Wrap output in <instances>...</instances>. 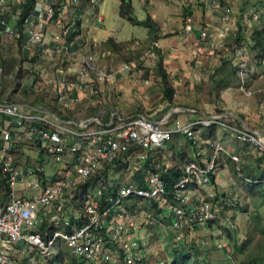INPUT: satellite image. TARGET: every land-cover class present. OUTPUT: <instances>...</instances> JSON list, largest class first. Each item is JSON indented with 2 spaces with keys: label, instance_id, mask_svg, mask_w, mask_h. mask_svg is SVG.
I'll return each instance as SVG.
<instances>
[{
  "label": "built area",
  "instance_id": "obj_1",
  "mask_svg": "<svg viewBox=\"0 0 264 264\" xmlns=\"http://www.w3.org/2000/svg\"><path fill=\"white\" fill-rule=\"evenodd\" d=\"M99 1L70 0L67 7L62 0H35L31 20L28 18L32 21L29 40L40 45L44 53H52L45 38L46 26L55 25L60 32L63 30L51 18L53 11L57 10L61 18L73 13L78 5L92 7ZM216 2L209 0L208 4L221 11L223 21H228L229 11ZM69 20L76 30L71 33L77 32L82 22L71 17ZM185 30L190 31L191 27L186 25ZM6 33H11V29ZM59 34L54 39L65 50L61 65L72 77H65L63 82L47 79L45 82L51 88L40 84L55 92L57 104L67 109L72 91L84 86L90 89L91 96L99 95L103 88L112 85L113 75L97 66L99 56L91 52L97 42L91 40L89 50L71 53L63 47L69 33L63 38ZM73 40L76 46L87 49L88 44L81 42L80 35L70 37ZM173 112L154 119L143 114L120 116L110 110L103 123L98 118L74 120L67 114H20L18 106L1 98L0 160L12 159L13 155L18 159L0 164L1 175L10 187L9 199L0 203V264H57L66 257L74 264H148L137 254L148 245H156L159 228L172 229V236H168L175 244L186 234L219 219L217 149H223L222 155L229 153L218 140L196 129L192 118L178 125L172 120ZM210 115L206 121L214 122L211 127L231 129L228 137L232 142L264 153V131L256 132L259 130L244 125L234 128L221 115ZM5 117L16 118V125L11 127L12 121ZM180 136L189 141L194 155L200 159L170 166L169 160H174L168 158L169 146ZM22 148L29 154V165L24 163L26 153L20 154ZM228 156L239 166L240 159ZM35 158L41 162L37 163ZM168 167L174 172L170 178L161 172V168L165 171ZM138 172L141 179L137 185L126 180ZM25 179L29 184L22 182ZM55 237L58 239L51 245ZM192 256L191 253L190 258H180L182 261L175 264H201Z\"/></svg>",
  "mask_w": 264,
  "mask_h": 264
},
{
  "label": "rangeland",
  "instance_id": "obj_2",
  "mask_svg": "<svg viewBox=\"0 0 264 264\" xmlns=\"http://www.w3.org/2000/svg\"><path fill=\"white\" fill-rule=\"evenodd\" d=\"M106 1L103 8L101 7L105 16L104 27L101 30L112 32L111 35L114 34L116 37L102 41L93 52L95 55L96 52H107L106 55L99 56L97 66L100 70L107 69L111 72L113 82L110 87L103 88L96 99L102 104L83 103L73 106L75 114L82 116V119L98 118L104 123L105 112L110 110H114L120 116L143 114L154 119H161L166 113L174 111L172 117L174 122L178 125L185 124L188 118H192L193 126L207 137L214 122H207L206 118L212 114L210 116L221 115L223 120H229V125L234 128L241 129L244 125L259 130L256 132L264 131V60L257 57L258 53L253 49L255 43L250 41L255 31L264 28V0H216V4L220 3L233 17L232 37L214 50L208 48L201 59L190 53L185 59V65L178 67L164 66L163 56L156 46L157 41L151 44L145 28L133 26L119 17L120 0ZM198 2L199 0H132V6L137 19L144 20L151 13L156 15L158 23L161 26L164 24L163 32L166 34L163 38H168L181 31L182 25L186 29V23L183 22L185 14L193 10L201 12ZM62 3L67 7L71 4L70 0H62ZM208 7L215 8L210 5ZM15 14L21 17L22 10L16 9ZM7 15L9 17L11 14ZM6 21L7 19L1 21L2 32H7ZM26 28L25 33L23 30L21 33L28 42H23L22 47L24 52H30V56L33 57L29 62L31 64L25 70L19 69L14 65L17 58L10 61L4 60V57H7L5 55L0 57V97H7L12 104L18 106L20 114L26 113L27 110L19 103H25L26 99H32L34 103L38 96L45 92L42 90L38 93L34 90L37 81L46 78L63 82L66 77L65 71L57 69L61 65L60 59L54 58L57 54L62 60L65 50L61 48L62 50L56 53L42 52L39 50L40 45H35L29 40L32 25ZM54 29L59 32L52 34L58 35L61 29L56 26ZM159 29L162 33L160 26ZM89 30L90 27H87L83 38L90 36ZM17 32L16 28L11 29L12 34L15 35ZM236 33H240L238 38ZM116 39L120 42H115ZM109 40L117 46L108 43ZM73 42L75 40L67 39L63 46L66 51L83 52L84 48L76 46ZM50 47L52 48V45ZM32 61L36 64L33 65ZM35 67L43 69V72H39ZM59 72L61 74H58ZM241 72L247 77L243 81ZM163 74L168 76L166 81L175 92L171 102L163 99L165 86ZM29 77L30 90L23 91V87L21 88L23 81ZM82 88L88 89L82 86L74 91ZM8 89L12 90L8 92ZM69 97L74 100L72 93ZM50 108L55 114L66 116L63 110L56 111L54 107ZM98 112L103 114L98 116ZM5 118L12 121L11 127L16 125V118ZM202 124L211 128H205ZM223 131L229 135L231 129L223 127ZM228 143L229 154H224V160L221 161L224 165L222 170L221 168L217 170L216 176V181L218 177L216 202L221 208L220 218L209 222L207 227L203 226L191 234H186V238L175 244L168 236H172L173 230L159 228L156 245H148L137 254L143 261L148 264H155L154 261H158L159 264H175L182 261L180 258H190L192 253L194 255L192 258H196V261H201L202 264H246L248 261L264 264V153L246 144L234 141ZM188 144L189 141L183 136L175 138L174 143L169 146L168 158L174 160L173 163L169 160L170 166H180L185 164L186 160L200 159L191 152L189 156L192 157L175 164L176 157L181 158L184 145ZM217 151L216 159L224 153L223 149ZM228 155L240 159L239 166H236L235 161ZM17 159L18 156L13 155L12 159L0 160V164L4 165V162ZM24 163L29 165L30 161L25 159ZM170 171L169 167L165 171L161 168V172L166 173L168 178L174 173ZM2 179L0 172V187ZM4 180L7 179L4 177ZM219 225L222 227H218ZM57 239L58 237H55L50 244ZM70 257L73 258L72 255ZM63 259L71 261L68 257Z\"/></svg>",
  "mask_w": 264,
  "mask_h": 264
},
{
  "label": "crops",
  "instance_id": "obj_3",
  "mask_svg": "<svg viewBox=\"0 0 264 264\" xmlns=\"http://www.w3.org/2000/svg\"><path fill=\"white\" fill-rule=\"evenodd\" d=\"M105 1L106 0H100L99 1L100 6L98 8H94V9H90L89 7H83V8L80 7L79 11H78L80 13V16L77 15V17L79 18L78 21L82 22V26H81V28H79V27L77 28V32L69 33L68 37L66 36L67 39H70V37H73L75 35H80L81 42L82 43L85 42L88 44L87 49H85L83 51L89 50L91 48V45H90L91 40H94L95 42H97L100 45V43L102 41H105L111 37H113V38L116 37L114 34L111 35L112 32H106V31L101 30L104 27V17H105L103 14V9L101 10V7L103 8L104 3L107 2V1L106 2ZM208 1L209 0H199L198 4H200L201 12H198L197 10H193V11H189V13H187L183 16V22L186 23L185 25L190 26L191 30L186 31L185 27H183V25H182L181 31H178V33L176 35H174L173 37L163 38L164 35L166 34L165 32H163L164 24L161 26L158 23V20L156 19V15H154L153 13L149 14L153 18V20L157 23L158 27L160 26V28L162 29V33H161V30L159 32V39L157 40L156 46L158 47V50H160V52L163 56L164 66L167 65L168 67H170L171 65H175L176 67H178L181 65H185V63H186L185 59L187 58L188 55H190V53H194L196 58L201 59V58H203L202 55L205 54V52L208 48L214 50V49L220 47L221 45H223L224 41H227L232 37L231 34H232V31L234 30L232 15L228 14V17H227L228 21H223L221 19V11L218 9H215V8H209L208 7V5H209ZM131 2H132V0H131ZM24 4H25L24 0H9L6 3V5L1 9L0 24H1L2 19H7L5 24H9V25L16 24L15 22L17 20L18 15L15 14V10L19 9V8L21 10L22 6ZM13 8H15V9H13ZM231 12H232V10H231ZM7 13H9L11 15L8 17ZM29 17L30 16H28V18ZM71 17H73V15H71ZM98 17L103 19V24H101V26L99 24H97L98 25L97 26L95 23V20ZM29 21L30 20L28 19V22H25L26 25H24V27H23L24 33L27 29L26 27H29L30 22H32V21H30V22ZM54 27H55V25L46 26V31L48 34V35H46V41H48L50 43L49 47H50V45H52V53L60 52L62 50L61 47L57 44V42L54 39L55 35L52 34L53 32H59L56 29H54ZM87 27H90V30H89L90 36H85V38H83V33H85V30ZM139 27H141V26H139ZM7 29H12V28L7 27ZM70 31L71 30H70L69 26L66 25L65 29L60 32L59 38H63L64 35ZM0 34L3 36L1 38L0 57L5 55L7 57H4V60L6 59V60H10V61L14 58H17L14 65L18 66L19 69L22 68L25 70L26 67L31 64V63L29 64V62L33 58L30 56V52L26 53L23 51L22 43L28 42L27 38L24 37V34H22L19 31L15 35L5 34L4 31L0 32ZM169 38H171V39L168 40ZM115 42H120V41H118L116 39ZM19 47H21V48H19ZM94 48H92L91 52H93ZM39 50H41V49H39ZM71 53H74V51H72ZM101 53L102 52H99V53L96 52V55L101 56L102 55ZM54 58H55V60L60 59V61H61L60 55L56 54V55H54ZM32 63H33V65L36 64L35 61H32ZM39 64L41 65V63H39ZM35 68H37V67H35ZM57 69H59V71H61V70L64 71V68L62 65H60ZM37 70H39V72H43V69L37 68ZM1 71H3V70H1ZM171 71L174 72L175 70H171ZM58 74H61V73L59 72ZM66 77L71 78L72 74H66ZM45 81H48V80L46 78H43V79H41L35 83V85H34L35 91H38V93H39V91L45 90V92H43V94L39 95L37 100L34 101V103H33L32 99H26L25 103H19V104H21L20 105L21 107H23L25 110H27V112H33L36 114H51L54 112L52 111V109L50 107H54L56 111L63 110L67 115L73 116L74 120H80V119H82L81 118L82 116L74 113V108H72L73 106H77V105L83 104V103L92 104V105L102 104V102L100 103V102L96 101V99H98L99 95H96V96L90 95V97L88 98V96L90 94L89 93L90 89L89 88L88 89L82 88L81 90H76V91L72 92V97L74 100H72V102L69 104V107L67 109L60 108L62 106L57 104L56 93L52 92L50 89L44 88L40 84L43 82V85L47 86V83ZM49 81H51V80H49ZM30 84H31V80L29 77V79L23 81V85L21 86V88L23 87V91H26V90L29 91L30 90L29 89ZM0 87H1V85H0ZM47 87L51 88V86H47ZM10 90H12V89H10ZM10 90L8 89V92H10ZM5 98H7V97H5ZM0 99H1V97H0ZM104 103L105 102H103V104ZM107 112L108 111H106L105 113H107ZM99 113H101V112H98L97 114H99ZM59 116H63V115H59ZM221 130H217L216 128L213 127L212 130H210L208 132V135H209V137L218 140L222 144L223 148L228 151L229 150L228 148L230 147L228 142H230L231 140L228 137V135H226L225 132H223ZM223 143H227L228 145L225 146ZM21 150L22 151L20 154L26 153V155H27L26 160H27V158L29 156L28 152L23 148ZM183 151H184V153H181V158L176 157L177 161L175 164H178L180 160H183V159L185 160L189 157H192L189 155H191V152H194V148H192V146L190 144H188V146L184 145ZM32 154L34 155V153H32ZM22 158H25V157H23V155H22ZM35 160L38 161L37 163L41 162L40 158H35ZM222 160H224V155H222L220 157L219 167L221 168V170H222V165H224L221 162ZM26 168L27 167H23L24 170ZM138 179H141L139 172L137 174H135L134 178H133V176H129V177H127L126 180L133 182V184L137 185ZM22 182L25 185L29 184L28 179H25ZM217 182H218V177H217ZM139 184H141V183L139 182ZM17 188H21V187L17 185ZM8 194H10V187L7 183V180L6 181L4 180V176H3L2 186L0 187V203L1 204L6 203L5 201H7L9 199ZM161 234H163V233H161Z\"/></svg>",
  "mask_w": 264,
  "mask_h": 264
},
{
  "label": "trees",
  "instance_id": "obj_4",
  "mask_svg": "<svg viewBox=\"0 0 264 264\" xmlns=\"http://www.w3.org/2000/svg\"><path fill=\"white\" fill-rule=\"evenodd\" d=\"M24 3L25 4L22 6L21 9L22 15L19 20V27H18L19 32L23 30V25L25 24L26 18L32 12L33 6L35 4V0H24ZM118 15L120 18L129 22L133 26H141L145 28L147 30L148 38L151 44L152 42H156L159 39L160 29L157 23L154 20H152L150 16H147L144 20L137 19L136 16L134 15V9L131 0H120ZM236 35L238 38L240 33H236ZM250 41L255 43V47L253 46V49L258 53L257 57H259L261 60H264V28L260 29L259 31H255L252 34ZM108 43L112 44L114 47L117 46L115 43H113L110 40L108 41ZM162 77H163L162 79L165 82V86L163 88V99L167 102H171L175 93L174 89L167 83L166 75L163 74ZM140 183L142 186L144 185L143 182ZM246 264H257V263L255 261H248Z\"/></svg>",
  "mask_w": 264,
  "mask_h": 264
},
{
  "label": "bare ground",
  "instance_id": "obj_5",
  "mask_svg": "<svg viewBox=\"0 0 264 264\" xmlns=\"http://www.w3.org/2000/svg\"><path fill=\"white\" fill-rule=\"evenodd\" d=\"M6 3H7V0H1L0 1V16H1V9L6 5ZM35 6V5H34ZM34 6H33V9H34ZM100 6V2L96 5V6H92V7H90V6H88L90 9H94V8H98ZM80 8V6L78 5L77 6V8H76V10H75V12H69L65 17H59V12L57 11V10H54L53 11V13H52V15H51V18L52 19H54L55 21H57V22H59L61 25H62V27H63V30L65 29V26L67 25V26H69V28H70V30L72 31H75V28H74V26L72 25V21H70L69 20V17H71V15H73V17H71L72 18V20L73 21H78L79 20V18L77 17V13H78V11H77V9H79ZM33 9H32V12H33ZM58 9H60L61 11H63V7H59ZM32 12L30 13V15L32 14ZM19 20H20V16L18 17L17 16V20H16V24H14V25H9V24H6V26L7 27H11V28H16V29H18V27H19ZM2 21V20H1ZM96 23L97 24H101L102 23V19L100 18V17H98L97 19H96ZM24 25H26V23L24 24ZM24 25H23V27H24ZM18 31H19V29H18ZM0 32H2V31H0ZM5 34H8V35H14V34H12V33H6V32H4ZM3 36L0 34V43H1V38H2ZM45 38H46V36H45ZM39 49H41L42 50V52H46L43 48H41V47H39ZM241 76H242V81L244 80V79H246L247 77H246V75H244L243 74V72H241ZM237 170V169H236ZM220 227H222L221 225H219ZM42 262H45V263H50L51 261H42ZM67 262H69V264H74L72 261H58V262H56L57 264H65V263H67ZM102 261H91V264H100ZM202 264V263H201Z\"/></svg>",
  "mask_w": 264,
  "mask_h": 264
},
{
  "label": "clouds",
  "instance_id": "obj_6",
  "mask_svg": "<svg viewBox=\"0 0 264 264\" xmlns=\"http://www.w3.org/2000/svg\"><path fill=\"white\" fill-rule=\"evenodd\" d=\"M221 5V4H220ZM222 7V6H221Z\"/></svg>",
  "mask_w": 264,
  "mask_h": 264
}]
</instances>
